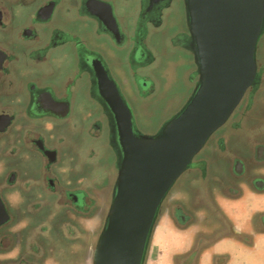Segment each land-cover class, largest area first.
I'll return each mask as SVG.
<instances>
[{
  "label": "flooded vegetation",
  "instance_id": "1",
  "mask_svg": "<svg viewBox=\"0 0 264 264\" xmlns=\"http://www.w3.org/2000/svg\"><path fill=\"white\" fill-rule=\"evenodd\" d=\"M172 52L195 69L182 0H0V264H45L87 240L91 170L116 171L105 96L114 87L130 113L154 99L156 78L137 70ZM254 58L249 103L192 157L148 264H264V16Z\"/></svg>",
  "mask_w": 264,
  "mask_h": 264
},
{
  "label": "water",
  "instance_id": "2",
  "mask_svg": "<svg viewBox=\"0 0 264 264\" xmlns=\"http://www.w3.org/2000/svg\"><path fill=\"white\" fill-rule=\"evenodd\" d=\"M196 80L182 107L154 134L136 133L110 87L116 174L91 264H142L158 207L207 138L229 117L255 75L264 0H182Z\"/></svg>",
  "mask_w": 264,
  "mask_h": 264
},
{
  "label": "rangeland",
  "instance_id": "3",
  "mask_svg": "<svg viewBox=\"0 0 264 264\" xmlns=\"http://www.w3.org/2000/svg\"><path fill=\"white\" fill-rule=\"evenodd\" d=\"M175 22L182 27L181 17ZM185 56L186 55L179 54L178 52H172L168 58L164 59V63L159 64L157 67L139 68L137 70V74L139 75L156 78L155 91L157 92V97H154V99L150 98L146 100V102L136 98L133 102L127 100L134 110L131 112L132 128L136 133L154 134L164 121L174 115L182 107L187 97L190 95L196 79L194 80V69L191 66V61L188 57L185 58ZM157 82H160V84ZM249 95L250 91L246 90L231 112L230 117L244 105L249 103ZM260 97H263L261 94H259V99L262 100ZM145 103L147 104V110L145 109V112L139 111L143 108V104ZM93 147L96 154L99 147L94 144ZM91 161L92 163H98V161L96 162L92 159ZM91 172L94 181L91 182L90 191L93 193V196L96 197V205L93 208V217L89 222V236L85 242L74 246L71 245L72 247H70V250L67 251L68 253L65 256H47L45 258V264H91L92 242L94 243L102 225L110 201L116 171H113L112 163L108 160L106 163L99 166L94 164ZM184 173L185 170L177 177L161 200L152 228L157 222H162L160 221L162 219L161 215L160 217H157V215L159 211L163 210L166 202L181 193L182 183L186 176ZM220 201L222 204L226 203L225 201ZM74 247H77L76 250H73ZM148 256L149 249L147 251L146 246L142 264H148Z\"/></svg>",
  "mask_w": 264,
  "mask_h": 264
}]
</instances>
